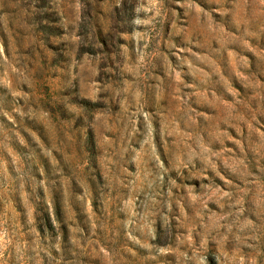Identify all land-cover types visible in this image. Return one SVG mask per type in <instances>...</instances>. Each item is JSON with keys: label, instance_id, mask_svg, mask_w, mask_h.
<instances>
[{"label": "clouds", "instance_id": "clouds-1", "mask_svg": "<svg viewBox=\"0 0 264 264\" xmlns=\"http://www.w3.org/2000/svg\"><path fill=\"white\" fill-rule=\"evenodd\" d=\"M175 3L0 0V264H165L167 251L176 264H264V56L251 88L228 67L229 48L240 58L264 38V0H189L183 17ZM220 129L235 130V151ZM42 166L58 206L70 184L77 210L51 230L23 210L43 205Z\"/></svg>", "mask_w": 264, "mask_h": 264}, {"label": "rangeland", "instance_id": "rangeland-1", "mask_svg": "<svg viewBox=\"0 0 264 264\" xmlns=\"http://www.w3.org/2000/svg\"><path fill=\"white\" fill-rule=\"evenodd\" d=\"M189 0H176V3L173 4V11L177 13L178 16L183 17L184 13V7L183 5L188 3ZM190 2L195 3L198 8L203 9L207 11V7L205 4L201 3V0H190ZM136 6L135 0H132L131 3L128 2V0H125L124 8L125 10H132ZM213 7H217L216 5H213ZM218 15V13H217ZM53 23H55L53 21ZM131 32V30H129ZM50 35H56L59 34L55 29H50L49 30ZM136 39V34H133V40L135 41ZM49 47L50 50L55 51L56 48L52 45H46ZM261 56H264V38H261L259 43H252L249 42L248 48L246 51V54H244L242 57L238 58L236 54H234L233 50L229 48L228 52V67L231 71V73L236 77V79L240 82H242L243 85H247L249 88L252 87V79H251V69L253 67V62L258 60ZM217 67L219 69V65L217 64ZM242 85L234 84L232 80H229L225 78V81L223 82V88L229 95H234L240 91V87ZM216 95L219 98V105L220 107L217 109L218 112L222 111V114H227V112L231 108V103L228 99L219 96V93H216ZM182 99V97H181ZM102 109H97V114L99 115ZM203 115L207 116V113H204ZM264 123V121H262ZM26 127L29 128L30 133H33L35 135L36 139H39L41 144L43 143L42 137H40V133L37 130V128L32 127L30 124H26ZM39 127V125L37 126ZM222 132H227V137L223 142V148L229 152L235 151V146L237 145V136L234 134L235 130H228V129H220ZM257 136L264 134V128H257L256 133ZM19 135L22 138H25V135L23 132H20ZM3 134L0 133V153H3L5 151L4 146H3ZM8 152L12 153L15 155V149L9 145ZM225 161H227L228 157L225 155L223 157ZM2 160H0V172H2ZM46 176V170L44 167H41L40 174L37 177H33V180L37 181L41 185L40 189V195H41V200L43 201L42 207L39 206H32L27 207L25 206L23 208L25 213H28L29 211H32L34 217L37 220L38 225H43L49 228L51 230L52 228L55 227V225L52 224L53 221H55L56 224H59L60 222V215L61 211H63V214L65 218L73 217L75 218L77 215V210L72 206L71 203V188L72 186L69 184V186L65 189L63 192V196L65 198V203L63 209H61L58 204H57V197L55 194L50 193L48 188H47V182L45 179ZM189 187H199V181H193ZM3 188H0V196L3 195ZM77 197H83L84 198V204H85V209L87 213H91L94 211V200L93 196L94 193L90 188H85L83 185L80 186L79 191L75 193ZM193 197L198 196L199 193L196 191H193L191 194ZM11 199V197L9 198ZM56 205V206H55ZM212 205H210L211 207ZM13 209L17 213V215L20 214L21 208L16 207L15 202L13 201ZM58 211V218L55 216L56 210ZM5 209H4V201L3 199H0V215H3ZM38 214V215H37ZM174 230V229H173ZM39 231V227L37 229ZM61 231H64V227H61ZM157 242L160 243L161 247H166V245L161 242V236H160V230L157 228ZM102 247V246H101ZM107 250L105 249V252ZM176 255L177 253L175 251H167L164 254V261L165 264H176Z\"/></svg>", "mask_w": 264, "mask_h": 264}, {"label": "trees", "instance_id": "trees-1", "mask_svg": "<svg viewBox=\"0 0 264 264\" xmlns=\"http://www.w3.org/2000/svg\"><path fill=\"white\" fill-rule=\"evenodd\" d=\"M56 206V205H55ZM56 210V209H55ZM59 214H58V211L56 210V212H55V216L58 218L59 216H58Z\"/></svg>", "mask_w": 264, "mask_h": 264}]
</instances>
